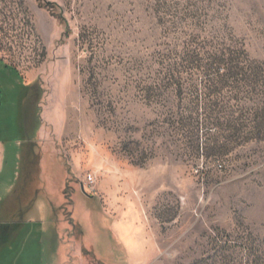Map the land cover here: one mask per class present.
<instances>
[{"label": "rangeland", "instance_id": "374dc122", "mask_svg": "<svg viewBox=\"0 0 264 264\" xmlns=\"http://www.w3.org/2000/svg\"><path fill=\"white\" fill-rule=\"evenodd\" d=\"M0 59V264H264V0H0Z\"/></svg>", "mask_w": 264, "mask_h": 264}, {"label": "crops", "instance_id": "0c3cea01", "mask_svg": "<svg viewBox=\"0 0 264 264\" xmlns=\"http://www.w3.org/2000/svg\"><path fill=\"white\" fill-rule=\"evenodd\" d=\"M132 228H133V226L130 224V223H128V224H118V226H116V228H115V231H116V235H117V237L120 239V241L123 243V245H124V247H125V249L126 250H132V249H134V247L133 246H130V245H128L124 240H123V234H124V231L126 230V229H129V230H131L132 231ZM114 231V232H115Z\"/></svg>", "mask_w": 264, "mask_h": 264}, {"label": "trees", "instance_id": "16d2710c", "mask_svg": "<svg viewBox=\"0 0 264 264\" xmlns=\"http://www.w3.org/2000/svg\"><path fill=\"white\" fill-rule=\"evenodd\" d=\"M1 62L3 63V61L0 59V63H1Z\"/></svg>", "mask_w": 264, "mask_h": 264}, {"label": "built area", "instance_id": "2783aa9c", "mask_svg": "<svg viewBox=\"0 0 264 264\" xmlns=\"http://www.w3.org/2000/svg\"><path fill=\"white\" fill-rule=\"evenodd\" d=\"M93 182V181H92Z\"/></svg>", "mask_w": 264, "mask_h": 264}]
</instances>
